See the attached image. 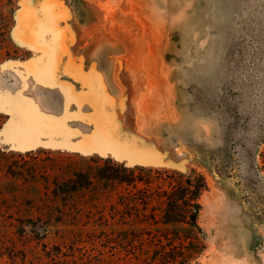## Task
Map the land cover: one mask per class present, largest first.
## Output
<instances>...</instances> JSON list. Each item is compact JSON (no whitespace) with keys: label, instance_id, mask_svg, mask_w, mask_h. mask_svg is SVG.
Masks as SVG:
<instances>
[{"label":"rangeland","instance_id":"rangeland-1","mask_svg":"<svg viewBox=\"0 0 264 264\" xmlns=\"http://www.w3.org/2000/svg\"><path fill=\"white\" fill-rule=\"evenodd\" d=\"M109 157L202 171L195 264H264V0H0V264L124 258Z\"/></svg>","mask_w":264,"mask_h":264},{"label":"trees","instance_id":"trees-1","mask_svg":"<svg viewBox=\"0 0 264 264\" xmlns=\"http://www.w3.org/2000/svg\"><path fill=\"white\" fill-rule=\"evenodd\" d=\"M98 176L119 188L112 219L123 228L111 241L126 258L116 264L198 263L207 250L200 213L209 183L202 171L127 166L109 157ZM60 184L70 193L90 188L92 180L74 171Z\"/></svg>","mask_w":264,"mask_h":264},{"label":"snow or ice","instance_id":"snow-or-ice-1","mask_svg":"<svg viewBox=\"0 0 264 264\" xmlns=\"http://www.w3.org/2000/svg\"><path fill=\"white\" fill-rule=\"evenodd\" d=\"M43 10L47 11L48 7V0H40ZM33 22L34 23H40V18L38 16H33ZM35 34V33H34ZM48 74L52 75L51 67L49 66L48 69ZM14 117L19 115V122L16 120L13 121V124L16 125V132L18 135H20L23 138H28L30 137L34 131H35V126L30 118V115L23 110H18L14 111L11 113ZM12 127V125H10Z\"/></svg>","mask_w":264,"mask_h":264},{"label":"bare ground","instance_id":"bare-ground-1","mask_svg":"<svg viewBox=\"0 0 264 264\" xmlns=\"http://www.w3.org/2000/svg\"><path fill=\"white\" fill-rule=\"evenodd\" d=\"M38 120H41V118H39ZM45 126H46V124H44V123H42V127L45 129ZM42 127H40V125H38V123L35 121V131H34V133H35V135H31L30 137H28V138H23V137H21L20 135H18L17 134V132H16V130H15V128H16V125H14L12 128H13V130L12 131H9V135H8V137H9V139H12L14 142H15V145H17L18 147H27V143L29 142V141H35V142H38V141H40V139H39V135H41V133L43 132L41 129H42ZM49 127V126H48ZM51 127V126H50ZM49 127V129H51ZM43 129V130H44ZM48 129V130H49ZM48 130H47V132H48ZM42 131V132H41ZM50 131H53V130H50ZM46 132V131H45ZM45 132H43V133H45ZM46 132V133H47ZM47 134H49V133H47ZM35 139V140H34ZM121 142H123V140L122 139H119V144H121L122 145V143Z\"/></svg>","mask_w":264,"mask_h":264}]
</instances>
